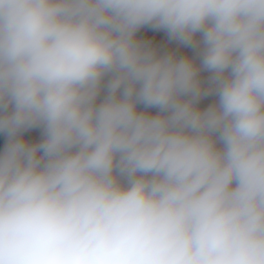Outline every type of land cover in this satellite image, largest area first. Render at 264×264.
<instances>
[{"label":"clouds","instance_id":"obj_1","mask_svg":"<svg viewBox=\"0 0 264 264\" xmlns=\"http://www.w3.org/2000/svg\"><path fill=\"white\" fill-rule=\"evenodd\" d=\"M0 140V264H264V0H0Z\"/></svg>","mask_w":264,"mask_h":264},{"label":"crops","instance_id":"obj_2","mask_svg":"<svg viewBox=\"0 0 264 264\" xmlns=\"http://www.w3.org/2000/svg\"><path fill=\"white\" fill-rule=\"evenodd\" d=\"M139 39L150 42L154 47H156L161 53L164 52H175L176 55L182 56L180 51V44L174 40H171L167 33L163 30H155L148 35L146 31L141 30ZM216 98L203 103L201 106L206 107L209 103L215 102ZM5 141H3L4 143Z\"/></svg>","mask_w":264,"mask_h":264},{"label":"built area","instance_id":"obj_3","mask_svg":"<svg viewBox=\"0 0 264 264\" xmlns=\"http://www.w3.org/2000/svg\"><path fill=\"white\" fill-rule=\"evenodd\" d=\"M180 51H181L182 56L183 55H189V56H194L195 55V53L191 49L186 48V47H184L182 45H180ZM208 76H209V73L206 72V71L201 73V77L203 79H207ZM211 98L212 97H207L205 99H202L200 104L202 105L203 103L207 102ZM24 135H25L26 138H28L30 140H33V141L40 139V133H39L38 130H31L29 132L24 133ZM3 144L4 143L2 142V140H0V150H2Z\"/></svg>","mask_w":264,"mask_h":264},{"label":"rangeland","instance_id":"obj_4","mask_svg":"<svg viewBox=\"0 0 264 264\" xmlns=\"http://www.w3.org/2000/svg\"><path fill=\"white\" fill-rule=\"evenodd\" d=\"M141 30L146 31V32L148 33V35L151 34V33L154 31V29H151V28H149V27H145V28H143V29H141ZM141 30L137 33V36L140 35ZM213 99H215V97H212V98L209 99L208 101H211V100H213ZM208 101H207V102H208ZM2 142H3V140H2Z\"/></svg>","mask_w":264,"mask_h":264}]
</instances>
